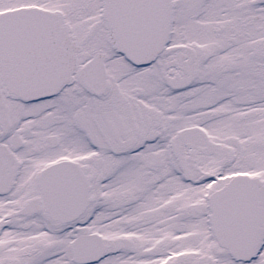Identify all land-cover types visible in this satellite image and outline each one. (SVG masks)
Instances as JSON below:
<instances>
[{"label": "snow or ice", "instance_id": "1", "mask_svg": "<svg viewBox=\"0 0 264 264\" xmlns=\"http://www.w3.org/2000/svg\"><path fill=\"white\" fill-rule=\"evenodd\" d=\"M0 264H264V0H0Z\"/></svg>", "mask_w": 264, "mask_h": 264}]
</instances>
